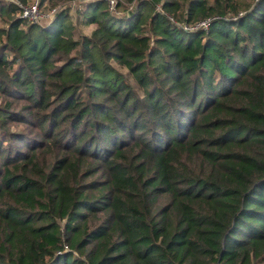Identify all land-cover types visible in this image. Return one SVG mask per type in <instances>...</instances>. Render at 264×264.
Returning a JSON list of instances; mask_svg holds the SVG:
<instances>
[{"label": "trees", "instance_id": "16d2710c", "mask_svg": "<svg viewBox=\"0 0 264 264\" xmlns=\"http://www.w3.org/2000/svg\"><path fill=\"white\" fill-rule=\"evenodd\" d=\"M27 1L0 0V264H264V0Z\"/></svg>", "mask_w": 264, "mask_h": 264}, {"label": "rangeland", "instance_id": "374dc122", "mask_svg": "<svg viewBox=\"0 0 264 264\" xmlns=\"http://www.w3.org/2000/svg\"><path fill=\"white\" fill-rule=\"evenodd\" d=\"M27 3L29 4L30 7H33L32 9H34L32 11V15L35 16L34 20H38L39 22L42 21L43 19H45L48 15H50L53 11L52 8H47V6H39L38 0H28ZM76 7V5H75ZM76 9V8H75ZM75 9H73V11L71 12V18H72V22L74 23L77 33H84V34H88L91 35L93 37H96L98 39L101 40H106L105 39V35L98 31L95 27V25H87L83 22H81L79 20V16H77L78 14L75 13ZM201 25V24H199Z\"/></svg>", "mask_w": 264, "mask_h": 264}, {"label": "built area", "instance_id": "2783aa9c", "mask_svg": "<svg viewBox=\"0 0 264 264\" xmlns=\"http://www.w3.org/2000/svg\"><path fill=\"white\" fill-rule=\"evenodd\" d=\"M107 2V6L109 8V10H114L115 8V5L117 3V0H104ZM35 7V6H33ZM33 7H26V8H23V16H27L29 19H31L32 21H37V20H34V17L32 14V11L34 9H32ZM200 24H204V23H200Z\"/></svg>", "mask_w": 264, "mask_h": 264}]
</instances>
